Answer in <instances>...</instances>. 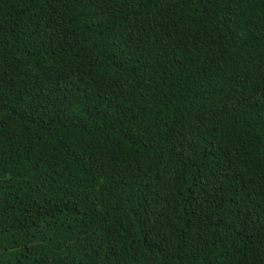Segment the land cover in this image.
Wrapping results in <instances>:
<instances>
[{"label": "trees", "instance_id": "16d2710c", "mask_svg": "<svg viewBox=\"0 0 264 264\" xmlns=\"http://www.w3.org/2000/svg\"><path fill=\"white\" fill-rule=\"evenodd\" d=\"M0 264H264V0H0Z\"/></svg>", "mask_w": 264, "mask_h": 264}]
</instances>
